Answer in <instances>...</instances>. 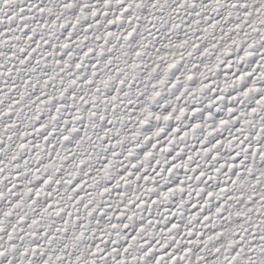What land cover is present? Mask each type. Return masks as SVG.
Listing matches in <instances>:
<instances>
[{"label":"snow or ice","instance_id":"obj_1","mask_svg":"<svg viewBox=\"0 0 264 264\" xmlns=\"http://www.w3.org/2000/svg\"><path fill=\"white\" fill-rule=\"evenodd\" d=\"M0 264H264V0H0Z\"/></svg>","mask_w":264,"mask_h":264}]
</instances>
